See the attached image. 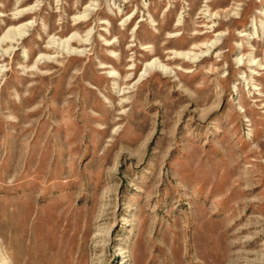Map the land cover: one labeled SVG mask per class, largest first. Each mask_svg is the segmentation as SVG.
Listing matches in <instances>:
<instances>
[{
	"label": "rangeland",
	"instance_id": "obj_1",
	"mask_svg": "<svg viewBox=\"0 0 264 264\" xmlns=\"http://www.w3.org/2000/svg\"><path fill=\"white\" fill-rule=\"evenodd\" d=\"M0 264H264V0H0Z\"/></svg>",
	"mask_w": 264,
	"mask_h": 264
},
{
	"label": "bare ground",
	"instance_id": "obj_2",
	"mask_svg": "<svg viewBox=\"0 0 264 264\" xmlns=\"http://www.w3.org/2000/svg\"><path fill=\"white\" fill-rule=\"evenodd\" d=\"M18 35H19V37H20V36H22V35H24V34L21 32V33H19ZM13 37H14V36H13ZM7 38H8V37H7ZM9 38H10V37H9ZM88 40H89V39H88ZM73 52H74V51H71L70 53H73Z\"/></svg>",
	"mask_w": 264,
	"mask_h": 264
}]
</instances>
